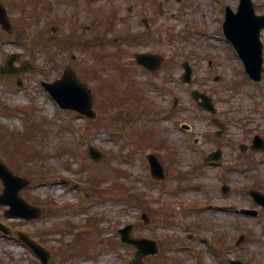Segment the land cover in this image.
Returning <instances> with one entry per match:
<instances>
[{
  "label": "rangeland",
  "instance_id": "obj_1",
  "mask_svg": "<svg viewBox=\"0 0 264 264\" xmlns=\"http://www.w3.org/2000/svg\"><path fill=\"white\" fill-rule=\"evenodd\" d=\"M2 1L9 8L15 32L20 30L24 13L18 2ZM221 1L236 8L239 4V0H46V7L39 9L40 18L28 20L33 31L58 35L60 42L71 33L78 37L73 48L66 46L67 41L65 46L54 41L56 49L53 47L51 59L58 58L59 70L54 62L46 61V50L50 49L38 48L36 44L32 49L15 36L0 37L2 64L12 53L21 54L18 66L28 60L33 64L32 70L21 75L22 85H18L16 76L0 77V157L12 168L16 164L19 174L32 180L21 195L32 204H41L44 210L41 218L27 221L6 217L8 207L0 205V220L12 227L9 236L0 233V260L6 264H41L17 238L24 231L35 235L52 254L60 249L79 251L73 264H124L132 257L133 249L119 245L117 229L133 223L136 236L154 239L161 246L159 256L147 259L149 264H227L232 258L264 264V209L255 206L248 195V187L255 185L264 192V152L242 154L239 150L241 142L248 139L250 143L256 133L264 135V79L253 83L245 77L233 48L219 37L222 31L220 27L216 31L214 13ZM254 2L257 12L264 14V0ZM131 7L134 10L129 12ZM144 19L150 21L147 32ZM215 19L221 21L217 15ZM200 28L216 42L195 40L203 36L196 34ZM124 30H129L131 37L145 33L150 36H146L149 43L132 42L133 48L122 62L132 63L141 51L158 52L165 60L157 77H150L135 66L130 68L136 76L125 77L118 71L115 61L120 43L112 38L124 34ZM185 60L195 69L192 87L180 80ZM67 65H72L90 86L99 80L97 88H102L111 99L114 89L118 94L135 89L134 81L141 88L144 86V97L151 98L152 110L138 112L134 123L125 120L120 110L112 112L109 118L133 132L137 143L141 134H148L151 140L142 146L119 140L120 136L104 124L108 117L103 118L99 109L94 121L98 125L94 127H85L80 115L61 111L41 81L59 78ZM105 68H109L107 72ZM142 81L146 85L140 84ZM156 81L162 82L161 86ZM192 88L206 91L217 101L221 114L231 124L227 137H215V127L202 118L205 115L191 97ZM97 94L98 106L103 95L98 91ZM175 96L180 98L182 111L171 118L164 116ZM179 119L193 126L192 135L181 130ZM27 128L30 129L26 138L34 128L37 130L35 137L21 142L22 146L28 143L27 147L17 148L12 142L9 151L4 150L9 139L3 129ZM193 135L201 138L200 146L194 145ZM35 138L37 142L30 143ZM165 139L169 140L171 150L161 144ZM38 145L47 155L39 160L42 162L24 160V151ZM89 145L100 148L106 159L101 163L92 161L87 153ZM153 146L159 150L154 151ZM218 146L224 147L225 164L204 165L202 157ZM150 152L157 154L165 166L167 178L163 182L151 179L146 160ZM249 160L257 162L254 171H248ZM92 179L98 185H92ZM224 182L231 187L228 194L221 191ZM121 183L128 188L120 190ZM63 188L71 193L58 195ZM48 200L53 201L52 209L46 206ZM243 207L258 208L261 214L258 218L246 217L238 212ZM143 214L150 217L148 224L144 223ZM91 219L99 220L102 232L86 227ZM67 221L78 228L67 229ZM243 234L247 238L238 244ZM168 243L173 245L168 248ZM50 264L63 263L52 258Z\"/></svg>",
  "mask_w": 264,
  "mask_h": 264
},
{
  "label": "water",
  "instance_id": "obj_2",
  "mask_svg": "<svg viewBox=\"0 0 264 264\" xmlns=\"http://www.w3.org/2000/svg\"><path fill=\"white\" fill-rule=\"evenodd\" d=\"M4 8L0 5V17L1 21L4 23L5 27L9 28L8 19L5 15ZM264 27V18L257 17L253 12V5L251 0H244L241 7V11L237 15H228V21L225 24V30L227 36L235 43L239 52L242 54L243 58L248 64V70L257 72L256 78L260 79L259 75L262 70V44L259 40L260 30ZM138 60L146 65H152L156 68L160 64V59L155 55H140ZM12 67L9 68V71ZM55 95L56 99L61 103L62 106L66 108H72L79 110L83 113H92V96L89 91L81 85L75 78L73 72L68 70L66 76L63 80L57 82L54 85L49 86ZM198 94V93H195ZM94 116V114H93ZM92 154L99 155L98 152L92 150ZM154 174H159L161 172L162 178L163 171L155 160H152ZM0 173L5 181L7 187V194L12 195L15 202H21L28 208L21 199L18 197V191L28 184V181L13 176L5 166L0 162ZM16 214L25 215V211L16 212ZM30 217H32L30 215ZM145 251L142 248V252L139 253L138 258L131 262V264H142L140 261V256ZM154 252V251H152ZM232 264H243L238 261H232Z\"/></svg>",
  "mask_w": 264,
  "mask_h": 264
},
{
  "label": "bare ground",
  "instance_id": "obj_3",
  "mask_svg": "<svg viewBox=\"0 0 264 264\" xmlns=\"http://www.w3.org/2000/svg\"><path fill=\"white\" fill-rule=\"evenodd\" d=\"M61 193V192H60Z\"/></svg>",
  "mask_w": 264,
  "mask_h": 264
}]
</instances>
